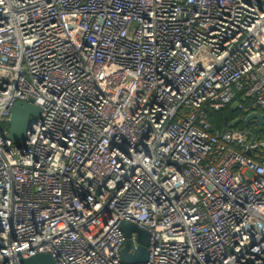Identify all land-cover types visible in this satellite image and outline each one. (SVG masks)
Masks as SVG:
<instances>
[{
	"label": "built area",
	"instance_id": "obj_1",
	"mask_svg": "<svg viewBox=\"0 0 264 264\" xmlns=\"http://www.w3.org/2000/svg\"><path fill=\"white\" fill-rule=\"evenodd\" d=\"M229 103L264 114V0H0V264H128L123 223L140 264H264V139L211 131Z\"/></svg>",
	"mask_w": 264,
	"mask_h": 264
},
{
	"label": "water",
	"instance_id": "obj_2",
	"mask_svg": "<svg viewBox=\"0 0 264 264\" xmlns=\"http://www.w3.org/2000/svg\"><path fill=\"white\" fill-rule=\"evenodd\" d=\"M39 117L40 109L32 105L31 101L16 102L10 109L8 139L21 154L24 153L26 132L30 129V125L34 119ZM251 121H257L260 125H263L264 114L260 111L250 112L243 118L239 117L231 121L228 127L234 128L240 123L247 124ZM121 229L126 237L125 245L121 250V260L128 264L144 263L147 259L146 247L148 244V234L130 223H123ZM132 232L137 235L138 246L130 253L131 245L129 243V237ZM18 264H56V262L48 254H38L33 257L22 259Z\"/></svg>",
	"mask_w": 264,
	"mask_h": 264
},
{
	"label": "trees",
	"instance_id": "obj_3",
	"mask_svg": "<svg viewBox=\"0 0 264 264\" xmlns=\"http://www.w3.org/2000/svg\"><path fill=\"white\" fill-rule=\"evenodd\" d=\"M207 111L208 122L212 132L222 131L229 128L228 125L231 121L243 117L245 114L240 111L235 103H229L218 111ZM234 128L239 130L252 129L259 140L264 139V123L260 125L258 122H249L247 124L240 123Z\"/></svg>",
	"mask_w": 264,
	"mask_h": 264
}]
</instances>
